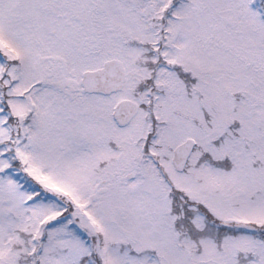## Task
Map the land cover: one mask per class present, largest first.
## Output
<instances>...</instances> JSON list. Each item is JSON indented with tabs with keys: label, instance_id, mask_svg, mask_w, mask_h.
I'll list each match as a JSON object with an SVG mask.
<instances>
[{
	"label": "snow or ice",
	"instance_id": "snow-or-ice-1",
	"mask_svg": "<svg viewBox=\"0 0 264 264\" xmlns=\"http://www.w3.org/2000/svg\"><path fill=\"white\" fill-rule=\"evenodd\" d=\"M0 264H264V0H0Z\"/></svg>",
	"mask_w": 264,
	"mask_h": 264
}]
</instances>
